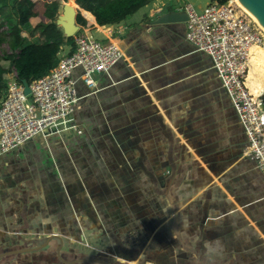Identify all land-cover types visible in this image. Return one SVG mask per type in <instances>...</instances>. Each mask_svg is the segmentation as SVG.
<instances>
[{"label":"crops","instance_id":"crops-1","mask_svg":"<svg viewBox=\"0 0 264 264\" xmlns=\"http://www.w3.org/2000/svg\"><path fill=\"white\" fill-rule=\"evenodd\" d=\"M180 2L103 27L76 19L74 37L123 58L93 87L74 70L78 131L0 157V264H264V172L237 111L187 21L155 23Z\"/></svg>","mask_w":264,"mask_h":264},{"label":"built area","instance_id":"built-area-1","mask_svg":"<svg viewBox=\"0 0 264 264\" xmlns=\"http://www.w3.org/2000/svg\"><path fill=\"white\" fill-rule=\"evenodd\" d=\"M186 12V38L211 57L246 133L247 155L264 172V91L256 94L248 86L254 50L264 48V30L238 0L211 2L203 9L190 4ZM122 58L118 45L78 34L74 51L60 56L55 68L29 83V95L14 70L0 101V157L32 139L78 131L75 111L81 97L74 70L80 68L81 80L93 87L95 77L110 74Z\"/></svg>","mask_w":264,"mask_h":264},{"label":"trees","instance_id":"trees-1","mask_svg":"<svg viewBox=\"0 0 264 264\" xmlns=\"http://www.w3.org/2000/svg\"><path fill=\"white\" fill-rule=\"evenodd\" d=\"M62 1L70 0H0V10H10L9 17L0 24V101L7 89L5 76L11 72L6 63H11L20 81L31 83L56 67L64 44L75 49V37H66L57 25ZM151 1L75 0L77 23L84 28L118 24ZM227 1L212 0L218 4ZM26 28H30L28 35L37 42H28L24 35ZM2 46H7L9 51Z\"/></svg>","mask_w":264,"mask_h":264},{"label":"water","instance_id":"water-1","mask_svg":"<svg viewBox=\"0 0 264 264\" xmlns=\"http://www.w3.org/2000/svg\"><path fill=\"white\" fill-rule=\"evenodd\" d=\"M250 10L255 14L260 23L264 26V0H244ZM77 12L73 6L66 4L63 7V14L59 16L57 25L62 27L66 37H74L79 31V26L76 23ZM188 20L187 12H168L161 15L156 24H169L176 22H185ZM24 86L26 95L31 93L29 83L26 80L21 81ZM41 247L37 248L40 249Z\"/></svg>","mask_w":264,"mask_h":264},{"label":"rangeland","instance_id":"rangeland-1","mask_svg":"<svg viewBox=\"0 0 264 264\" xmlns=\"http://www.w3.org/2000/svg\"><path fill=\"white\" fill-rule=\"evenodd\" d=\"M73 2H75V0H70L68 4H72ZM190 2L194 3L195 4L194 7H196L197 9H198L197 6H199V4H201L202 6H206L210 3L207 0H189V1L187 0V2H180V4L183 6L185 4L190 5ZM61 4L62 5L59 9V16L62 15V10H63L62 7L65 6L64 5L65 2L62 1ZM74 8L76 9L77 7L74 5ZM9 15H10L9 8L1 9L0 10V24H2L9 17ZM59 16H58V19H59ZM2 48L3 50L9 51V48L7 46H2ZM262 50L263 51L256 49V51H254V54H253V57L250 63V74H249V79H248V85H250V83L252 82L254 83L255 88L252 90V92L256 94H258L261 91H264V48H262ZM257 51H258V54H257L258 57L256 56ZM5 65L8 66L11 70L13 69L10 62L6 63ZM6 93H7V89L4 92V96L6 95Z\"/></svg>","mask_w":264,"mask_h":264},{"label":"bare ground","instance_id":"bare-ground-1","mask_svg":"<svg viewBox=\"0 0 264 264\" xmlns=\"http://www.w3.org/2000/svg\"><path fill=\"white\" fill-rule=\"evenodd\" d=\"M242 8L260 25V27L264 30V26L260 23L258 18L255 16V14L250 10V8L247 6L244 0H238ZM69 5V4H68ZM70 6V5H69ZM257 49V48H256ZM262 49V48H260ZM249 79V78H248ZM250 82V81H249ZM251 84V83H250ZM249 86V85H248Z\"/></svg>","mask_w":264,"mask_h":264}]
</instances>
